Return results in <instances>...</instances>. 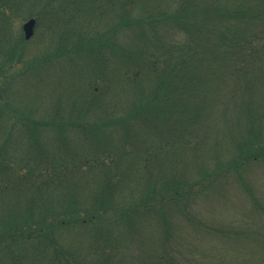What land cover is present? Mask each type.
Masks as SVG:
<instances>
[{
  "label": "trees",
  "instance_id": "16d2710c",
  "mask_svg": "<svg viewBox=\"0 0 264 264\" xmlns=\"http://www.w3.org/2000/svg\"><path fill=\"white\" fill-rule=\"evenodd\" d=\"M0 264H264V0H0Z\"/></svg>",
  "mask_w": 264,
  "mask_h": 264
},
{
  "label": "water",
  "instance_id": "95a60500",
  "mask_svg": "<svg viewBox=\"0 0 264 264\" xmlns=\"http://www.w3.org/2000/svg\"><path fill=\"white\" fill-rule=\"evenodd\" d=\"M36 20L35 18H29L23 22L22 28L24 36L27 40H30L35 33Z\"/></svg>",
  "mask_w": 264,
  "mask_h": 264
},
{
  "label": "rangeland",
  "instance_id": "374dc122",
  "mask_svg": "<svg viewBox=\"0 0 264 264\" xmlns=\"http://www.w3.org/2000/svg\"><path fill=\"white\" fill-rule=\"evenodd\" d=\"M22 25H23V24H22ZM34 41H35V40H33L32 43L30 44L31 46H34V45H35L36 41H35V42H34ZM41 45H42V44H41ZM39 46H40V44H39ZM41 48H42V47L40 46L39 49L41 50Z\"/></svg>",
  "mask_w": 264,
  "mask_h": 264
}]
</instances>
